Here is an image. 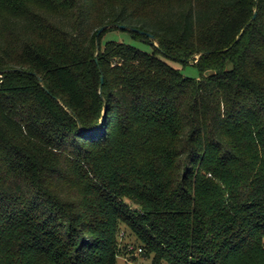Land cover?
Wrapping results in <instances>:
<instances>
[{
  "label": "trees",
  "instance_id": "16d2710c",
  "mask_svg": "<svg viewBox=\"0 0 264 264\" xmlns=\"http://www.w3.org/2000/svg\"><path fill=\"white\" fill-rule=\"evenodd\" d=\"M0 71V264H264V0H0Z\"/></svg>",
  "mask_w": 264,
  "mask_h": 264
},
{
  "label": "rangeland",
  "instance_id": "374dc122",
  "mask_svg": "<svg viewBox=\"0 0 264 264\" xmlns=\"http://www.w3.org/2000/svg\"><path fill=\"white\" fill-rule=\"evenodd\" d=\"M108 40H116V41H120V42L129 43V44L135 45L138 48L145 50V51L151 50L150 46H148L146 44L134 42L126 32L120 31V30H112L109 32L108 31L105 32L102 35L101 42L105 43ZM159 56H161V55H159ZM166 61L171 63L172 65H174L177 68H181L182 73L185 76L197 78L199 75L197 69L193 66H185L183 68L177 62H173V61H170L168 59H166ZM195 61L196 60H194V61L191 60L190 63H195ZM122 230H124L125 232H124V236L121 237V239L125 240L129 245H132V246L137 245L134 236L129 231H127V229H125L124 227H122ZM121 233H120V235H121ZM132 262H135L136 264H151V257H144L142 254H136L135 258L132 259L131 257H125V256L121 255V256L117 257L116 264H131ZM163 264H167V263L164 262Z\"/></svg>",
  "mask_w": 264,
  "mask_h": 264
},
{
  "label": "water",
  "instance_id": "95a60500",
  "mask_svg": "<svg viewBox=\"0 0 264 264\" xmlns=\"http://www.w3.org/2000/svg\"><path fill=\"white\" fill-rule=\"evenodd\" d=\"M254 17H255V12H254V15L252 16L251 20H253ZM249 23H250V21H249V22H248V23L242 28V30H241L240 33H239V36L242 35V33L244 32L246 26L249 25ZM110 27H116V28H118V29H120V30H124V31H132V32L143 33V34H146V35L149 37L150 40H153V35L150 34L149 32L141 31V30H139V29H137V28H135V27H132V26H130V25L123 24V23H121V24H106V25L101 26V27L97 30V32H96V38H95V41H96V49H97V51H98V49H99V46H98V45H99V37H100L101 33H102L104 30L109 29ZM239 36L236 38V40L239 39ZM154 45H156V44L154 43ZM95 62H96V63L98 62V57H97V55L95 56ZM99 72H101L100 69H99ZM0 74H1V71H0ZM100 82H101V83L103 82V76H102V75H100ZM105 114H106V109H105V107H104L103 112H102V117L100 118V121L103 119V117H104ZM131 258L134 259V256H131Z\"/></svg>",
  "mask_w": 264,
  "mask_h": 264
},
{
  "label": "built area",
  "instance_id": "2783aa9c",
  "mask_svg": "<svg viewBox=\"0 0 264 264\" xmlns=\"http://www.w3.org/2000/svg\"><path fill=\"white\" fill-rule=\"evenodd\" d=\"M121 235L123 236V233H121ZM128 250H134L133 246L132 245H128ZM134 254H131V253H128L126 254L125 257H131V256H135L136 254H142V249L141 248H137L136 250H134ZM131 264H136L135 262H132Z\"/></svg>",
  "mask_w": 264,
  "mask_h": 264
}]
</instances>
